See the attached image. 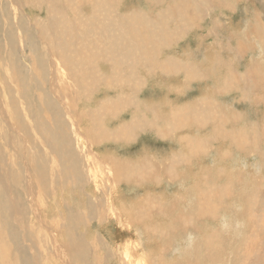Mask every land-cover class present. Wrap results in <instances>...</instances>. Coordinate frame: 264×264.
<instances>
[{
	"label": "rangeland",
	"instance_id": "1",
	"mask_svg": "<svg viewBox=\"0 0 264 264\" xmlns=\"http://www.w3.org/2000/svg\"><path fill=\"white\" fill-rule=\"evenodd\" d=\"M12 1L0 0V264H120L125 254L137 261L135 239L150 264H264V136L251 132L256 124L264 132V103L252 94L255 86L228 89L217 79L236 69L243 81L251 69L261 85L253 67L259 42L245 51L240 43L253 41L244 31L264 0H18L17 11ZM55 32L76 52L64 50L77 58L79 77L59 97L49 78L53 87L61 79L47 67L58 56L47 45L60 51ZM117 35L128 47L142 46L139 53L120 49ZM212 57L214 65L222 60L221 72ZM22 108L33 122L43 116L52 124L57 113L76 124L64 139L50 135L53 144L65 143L71 162L36 140L45 136L21 119ZM220 115L224 129L244 126L254 142L245 140L243 149L224 136ZM119 163L125 178L113 195L133 224L126 232L101 214L107 196L94 199L95 181L85 171L101 183L106 164Z\"/></svg>",
	"mask_w": 264,
	"mask_h": 264
},
{
	"label": "bare ground",
	"instance_id": "2",
	"mask_svg": "<svg viewBox=\"0 0 264 264\" xmlns=\"http://www.w3.org/2000/svg\"><path fill=\"white\" fill-rule=\"evenodd\" d=\"M76 1H78V0H76ZM180 1V0H179ZM200 1V0H199ZM212 1H214V0H212ZM211 1V2H212ZM219 1V0H218ZM255 1V0H254ZM259 1H263V0H259ZM258 1V2H259ZM13 3V5L15 6V4H16V8H14L16 11H17V9H20L21 8V5H20V3H19V1L17 0V2H16V0L14 1H12ZM73 2V1H72ZM223 2H225V1H219V3L220 4H222ZM248 2V1H247ZM256 2H257V0H256ZM70 3V2H69ZM77 3V2H76ZM75 4V1L72 3V6H75L74 5ZM197 4H199V3H197ZM264 4V3H263ZM255 7V6H254ZM257 8V7H256ZM256 8H254V10L256 11V13H255V15H254V21H253V23L252 22H249V21H247V26L248 27H250V25H251V23L253 24V27L251 28H249V30L246 32V31H244V38L245 39H247V38H252L253 39V41H251V42H249V43H246L245 41V44L244 43H240V48H241V50L242 51H245V49L247 48V47H253V45H255V44H258L257 42H259V44L257 45L258 47H259V56H258V58H255L254 60H256L255 62H253V61H251L250 63H252L253 62V67H254V69H255V71L257 70V74H258V77L260 78L259 79V81H260V84L261 85H258V83H257V81H255V82H253L252 80H254V76H253V71H251V69H250V72H247V73H245V76L244 75H242L245 79L243 80V81H240L239 80V75L241 74V73H234V71L236 70H230L229 72H227V79L224 81L223 80V76H221V77H217V79L220 81V83H221V86H223V85H226V84H228V89L229 88H233L234 87V85L237 87V85H240L241 87H243L245 84H247V85H249V84H251L253 87L255 86L256 87V89L252 92V94L254 93V95H255V97H257V99L258 100H261V102H263L264 103V25H263V17H264V11H263V9H262V11H258ZM17 13V12H16ZM58 14V13H57ZM52 16V15H51ZM56 16V15H55ZM57 17V16H56ZM13 18H15V19H17L18 17L16 16V14H14V17ZM117 23H119V25L121 24V26H123V34H124V36H127L126 34H125V31H127L128 32V30H130L129 29V27H128V25H127V27H124V22H119V21H117ZM127 23V22H126ZM131 23V22H130ZM128 24V23H127ZM64 25V24H63ZM18 26V25H17ZM84 26H85V24H84ZM130 26V25H129ZM52 27V26H51ZM84 28V27H83ZM112 28V27H111ZM116 28V27H115ZM231 28V27H230ZM63 31V30H62ZM134 31V30H133ZM236 31V30H235ZM65 32V31H64ZM82 32V31H81ZM80 32V33H81ZM234 32V31H233ZM46 33H48L47 35H48V37H49V39L51 40V41H54L53 40V38H52V35L51 34H53L52 32H50V31H48V32H46ZM55 33H57V35L59 36V40H60V42H57L56 41V38L54 37V39H55V42L59 45V47H60V51H58L57 49L55 50V52H53L52 51V49H51V47H50V45H47V50H48V52H49V54L50 55H54V54H57L58 56H54V57H51L50 56V61L48 62V65H47V67H48V69H49V74L50 75H54V74H58V77L61 79V81H60V83H58L57 84V87H53L52 85H53V80H52V78L50 77L49 78V86H50V90H51V92L55 95V97H59L58 95H62V94H58V93H60L61 91H66L67 90V92H70V86H72L73 84H72V82L71 81H73V80H76V79H79V77H78V75H76V73H77V68H78V66H77V68H76V64H77V58H75L74 56H72V55H70L68 52H65L64 50L66 49V48H69V49H71V50H73L71 47H70V41H68V42H65V40H63L61 37H60V35L62 34V33H60V32H55ZM66 34H67V31L65 32ZM78 33H79V31H78ZM79 33V34H80ZM238 33V32H237ZM122 34V33H121ZM120 34V35H121ZM128 34H130V32H128ZM40 35H41V32H40ZM120 35H117V36H114L113 38L115 39V42H116V39L118 38V37H120ZM131 35V34H130ZM235 35V34H234ZM62 37H64L65 38V36H63V35H61ZM102 36H104V35H102ZM20 37H23L24 38V34H23V32H22V35L20 36ZM67 37H68V34H67ZM104 38L105 37H103V39L102 40H104ZM110 38V37H109ZM121 38V37H120ZM120 38H118V41H119V43L117 44V46L121 49V48H123V47H127L128 48V50L129 51H133V49H137V53H139V49H141L142 48V46H140V45H137L136 46V44L135 45H133L132 47H128L127 46V44L125 43V41H126V39H125V41L124 40H122V39H120ZM27 39V38H26ZM67 40H68V38H66ZM81 39H82V37H81ZM100 39H101V37H100ZM106 39V38H105ZM66 40V41H67ZM128 40V39H127ZM251 40V39H250ZM73 41V40H72ZM76 42V41H75ZM128 42V41H127ZM132 42V41H131ZM129 44V43H128ZM75 45V44H74ZM77 45L79 46V42H78V40H77ZM97 45V44H96ZM104 46V45H103ZM130 46V45H129ZM102 47V46H101ZM101 47H99L98 46V48L100 49ZM212 47V46H211ZM109 48V47H108ZM98 49V50H99ZM102 49V48H101ZM115 49V48H114ZM114 49H113V53H112V55L115 57V58H119V60L123 57V56H121V55H116L115 53H114ZM79 50H80V46H79ZM79 50H78V53H79ZM74 51V50H73ZM83 51H84V49H83ZM95 51V50H94ZM75 52V51H74ZM109 52V51H108ZM76 53V52H75ZM86 53V52H85ZM122 53V52H121ZM132 53V52H131ZM216 53V52H215ZM234 55H236V56H239L240 55V52H236L235 50H234ZM81 54V53H80ZM93 54V53H92ZM105 54V53H104ZM134 54V53H133ZM136 54V53H135ZM134 54V55H135ZM213 54V53H212ZM87 55V54H86ZM140 54H138L137 55V58H138V56H139ZM144 55V54H143ZM83 56V55H82ZM214 56V55H213ZM84 57V56H83ZM82 57V58H83ZM145 57V56H144ZM81 58V59H82ZM125 59H126V57H124ZM88 59V58H87ZM128 59V58H127ZM207 59V58H206ZM210 59V58H209ZM215 59H216V57H212V59H211V63H212V66H214L215 68L214 69H216V70H221L222 68H223V62H222V60H218V64H216V65H214V61H215ZM122 60V59H121ZM120 60V61H121ZM82 61H83V59H82ZM115 62H116V60H114ZM118 61V60H117ZM127 60H125V62H126ZM132 61V60H131ZM208 61V60H207ZM122 62V61H121ZM120 62V63H121ZM128 62V61H127ZM126 62V63H127ZM7 64V63H6ZM123 64V63H122ZM130 65V64H129ZM90 66V65H89ZM130 67V66H129ZM192 68V67H191ZM67 69H69V70H71L70 72H71V76H70V73L68 72V70ZM91 69H92V67H91ZM193 69V68H192ZM191 69V70H192ZM194 69H195V67H194ZM7 70V69H6ZM205 71V70H204ZM210 71V70H209ZM10 72V71H9ZM221 72V71H220ZM219 72V73H220ZM195 73V72H194ZM232 73H234V74H232ZM215 76V75H214ZM74 77H77L76 79H74ZM257 78V77H256ZM8 80H10V81H12V79H11V77L9 78L8 77ZM82 80V79H81ZM249 80H250V82H249ZM21 81V80H20ZM228 81V82H227ZM75 82H77V80L75 81ZM79 82V81H78ZM77 82V83H78ZM82 83H85V82H82ZM245 83V84H244ZM10 85V84H9ZM135 85V84H134ZM12 86V85H11ZM10 86V87H11ZM81 86H83L82 84H81ZM10 87H9V89H10ZM133 87V86H132ZM16 89V88H15ZM11 90V89H10ZM23 90V89H22ZM21 91V90H20ZM23 92V91H22ZM16 93H17V90H16ZM20 93V92H19ZM24 93V92H23ZM22 93V95L24 96V94ZM18 95V94H17ZM19 96H21V95H19ZM51 96V95H50ZM22 97V96H21ZM10 98V97H9ZM17 99V98H16ZM60 103L61 104H63V106H64V108H65V113H70V105L68 104V96H66V95H63L62 96V98H60ZM121 101V100H120ZM19 102H20V100H19ZM49 102V101H48ZM48 102H45V103H48ZM52 102V101H51ZM119 102V101H118ZM209 102H211V103H216L215 101H214V99H210L209 100ZM2 102H0V106H2V104H1ZM21 104H22V100H21V102H20ZM53 104H54V102H53ZM52 103L50 104V105H53ZM120 104V103H119ZM18 105H19V103H18ZM114 105V107H115V104H113ZM20 106V105H19ZM18 106V107H19ZM55 106V105H54ZM56 106H58V104L56 105ZM111 106H112V104H111ZM122 106V105H121ZM50 107V106H49ZM114 107H112L113 109H114ZM54 108V107H53ZM57 108V107H56ZM58 108H59V106H58ZM116 108V107H115ZM1 110V112H2V115L5 117V113H4V111L2 110V108H0ZM51 109V108H50ZM60 110H61V108H60ZM112 110V109H111ZM214 110H216V109H214L213 107L211 108V111H214ZM21 111V110H20ZM52 111V110H51ZM6 112V111H5ZM21 112H23L22 114H20V116H21V119L23 120V121H26V122H33L30 118H28V114H27V112H26V108H22V111ZM44 112H46V111H44ZM53 112V111H52ZM101 112V111H100ZM55 113V112H54ZM54 113H53V115H54ZM72 113V112H71ZM227 113V112H226ZM44 114V113H43ZM63 114V113H62ZM102 114V113H101ZM230 114V113H229ZM36 115H38V116H41V115H39L38 113L36 114ZM48 115V114H47ZM66 115V114H65ZM64 115V116H65ZM100 115V114H99ZM228 115V114H227ZM72 116V115H71ZM231 116V115H230ZM234 116V115H233ZM43 117V116H42ZM39 118L38 119V121L37 122H33V125H36V124H38L39 125V131L40 132H42L43 134H44V136H45V141H43L44 139H41L40 137H39V134L40 133H38L37 135H35L36 136V140H39V143H41L42 144V146L43 147H47L49 144L52 146L51 148H53V150H55V152H56V154L58 155V154H60V155H66V157L68 156V159H64V161L65 162H71V160H72V157H71V155H70V153H69V151L67 150V149H65V143L63 144V142L62 143H57V140H56V144H53L52 143V140H51V138H50V135H51V133L53 134V136H55V138H56V135H57V139L58 140H61L62 138H63V132H65V128H67V127H71V129H72V131L74 130V132H76V131H78V128L76 127V124L74 123V122H72V124H70V126H68V124H69V120L67 119V118H63V116H59L57 113H55V115H54V117H53V123L51 124V123H49L48 121H45V120H43V118ZM73 117H74V113H73ZM220 117V121H219V124L220 125H223V134H224V136H227V135H229V137H230V139L232 140V141H234L235 143H239L240 144V146L242 145V144H244V142L246 143V141L245 140H248V138H247V136L249 135V134H247V129L246 128H243L244 126H239V128L236 126L235 128L234 127H231L230 126V130H226V129H224V125H226L227 124V117L226 116H224V115H220L219 116ZM36 118V117H35ZM45 118V117H44ZM75 119V118H74ZM234 119H235V117H234ZM41 120H43L42 122H41ZM52 120V119H51ZM229 120V119H228ZM169 121V120H168ZM215 121V120H214ZM212 122V121H211ZM217 122V121H216ZM231 123V122H230ZM32 124V123H31ZM79 124V123H78ZM232 124V123H231ZM237 124V123H236ZM29 125V124H28ZM174 125V124H173ZM230 125V124H229ZM258 124H256V125H254V127H252V133H254V136L256 137V136H258L257 135V133H259V134H261L262 136H264V132L262 133V132H260V130L256 127ZM8 126L11 128L13 125H11V122H10V120H9V117H8ZM29 126H31V125H29ZM130 127V126H129ZM212 127V126H211ZM217 128V127H216ZM221 128V127H220ZM220 128H217V129H219L220 130ZM54 129V130H53ZM32 130L34 131V129L32 128ZM55 130H57L58 132L55 134V133H53ZM243 130H244V132H243ZM31 130L29 129V132H30ZM50 131V132H49ZM81 131V130H80ZM215 131V130H214ZM222 131V130H221ZM35 132H37V131H35ZM250 132V131H249ZM31 133H32V131H31ZM41 133V134H42ZM123 133H125V132H123ZM244 133H246V136H245V134ZM43 134H42V136H43ZM72 134V133H71ZM114 134V133H113ZM211 134V133H210ZM87 135V134H86ZM212 135V134H211ZM261 135H259V136H261ZM67 136H68V134H67ZM258 136V137H259ZM261 136V137H262ZM29 137H31L30 135H29ZM33 137V136H32ZM32 137L30 138V139H32ZM75 137V136H74ZM83 137H84V135H83ZM214 137H216V136H214ZM257 137V138H258ZM65 138V137H64ZM63 138V139H64ZM67 138V137H66ZM85 138V137H84ZM254 138V137H253ZM264 138V137H263ZM23 139V138H22ZM29 139V140H30ZM67 139H69V137L67 138ZM80 139V138H79ZM258 139H260V138H258ZM253 139H251V140H248V143H251V142H254V141H252ZM257 140V139H256ZM261 140V139H260ZM210 141H211V139H210ZM251 141V142H250ZM94 142V141H93ZM258 142V141H257ZM29 143V142H28ZM256 143V142H255ZM262 143V142H261ZM84 144V143H83ZM256 144H258V143H256ZM232 145V144H231ZM259 145V144H258ZM73 147V146H72ZM89 147H91V146H89ZM242 147H243V145H242ZM241 147V148H242ZM255 147V146H254ZM260 147V146H259ZM50 148V149H51ZM77 148H79V147H77ZM251 148V147H250ZM81 149V148H80ZM89 149V148H88ZM243 149H244V147H243ZM257 150H258V147L256 148ZM84 151H85V149H84ZM78 152V151H77ZM257 152V151H256ZM45 153V152H44ZM42 154V153H41ZM82 154H83V152H82ZM85 154H87V153H85ZM227 154H229V153H227ZM226 154V155H227ZM47 155V154H46ZM53 156V155H52ZM86 156V155H85ZM84 156V157H85ZM88 156L89 155H87L86 156V159L88 158ZM90 156H92L91 154H90ZM96 156V155H95ZM229 156V155H228ZM54 157V156H53ZM93 157V156H92ZM95 158V157H94ZM51 159V158H50ZM89 159V158H88ZM87 159V160H88ZM261 159H262V157H261ZM80 160L81 161H85V158H84V160L83 159H81V157H80ZM94 160V159H93ZM75 161V160H74ZM102 160H100V162H101ZM86 162H88V161H85V165H86ZM93 161L91 160V163H92ZM75 163V162H74ZM73 163V165H75ZM77 163H79L78 161H77ZM97 163V162H96ZM106 163V162H105ZM84 164V163H83ZM82 164V165H83ZM100 165V164H99ZM102 165V164H101ZM100 165V166H101ZM86 166H89V164L88 165H86ZM86 166H84V167H86ZM104 166V165H103ZM53 167V166H52ZM76 167H77V169H78V166L76 165ZM75 167V168H76ZM71 168H72V170H73V166L71 165ZM83 168V167H82ZM82 168H81V174H83V171H82ZM96 168V167H95ZM95 168H94V170H95ZM0 169H2V166H1V163H0ZM121 169H123V167H122V165H121V163H119V165H115V164H112L111 166L108 164H106V166L102 169L103 170V173H102V177H101V183H96V177L94 176V173L92 172V170L91 169H89L88 167H87V170H85L87 173H88V175L90 176L89 178H91L92 180H94L95 181V190L94 191H91L92 192V195L94 196V199H96V197H98L99 195H106L107 196V198H106V200H105V202L103 203V208H102V210H101V214H103V215H105V216H110V217H112V218H114L115 219V221H116V223H117V225H119V227H122L123 228V230L126 232V231H129L130 230V228H131V226L133 225L132 224V222L127 218V216L125 215V212L124 213H121V211L118 209V208H116V205H117V202L115 201V197H114V195H113V192L115 191V189H116V187L118 186V183L120 182V181H123L124 180V178H125V176H123V172L121 171ZM172 170V169H171ZM102 172V171H101ZM262 172V171H261ZM115 173V174H114ZM101 175V174H100ZM120 175L122 176L121 178H120ZM2 177V176H1ZM1 177H0V180H1ZM260 179V178H259ZM103 181V182H102ZM257 184V183H256ZM245 186H248V184H245ZM245 186H243V188L245 187ZM245 189H246V187H245ZM251 189V188H250ZM109 192H108V191ZM256 190V189H255ZM244 192H246V191H244ZM259 194V193H258ZM249 195V194H248ZM5 196L6 197H8V206H9V211H10V214L13 216V213H15L16 211H14L15 210V207H14V204H13V201H12V199L10 198L11 197V195H10V197H9V195L7 194V193H5ZM18 196V195H17ZM103 197V196H102ZM251 197V196H250ZM254 197V196H253ZM5 201V200H4ZM15 201V200H14ZM257 204V203H256ZM115 205V206H114ZM105 206V207H104ZM118 206V205H117ZM261 206V205H260ZM38 212V211H37ZM36 214V213H35ZM37 215V214H36ZM130 215L131 216H133L131 213H130ZM255 215V214H254ZM257 215V214H256ZM261 216V215H260ZM260 216H257L258 218H261ZM257 217L255 218V219H257ZM36 219V218H35ZM15 220H18V217H16L15 218ZM20 220V219H19ZM18 220V221H19ZM40 223H42V222H40ZM240 223V222H239ZM43 224V223H42ZM45 224V223H44ZM43 224V225H44ZM233 224V223H232ZM45 226V225H44ZM47 227V226H46ZM46 229V231L48 232V234L51 236V238H52V241H53V243L52 244H54L55 245V241H56V239H55V235H53V233L51 232V230L49 229V228H45ZM11 231V230H10ZM60 233V232H59ZM61 237V236H60ZM59 237V238H60ZM66 239V238H65ZM134 239V238H133ZM260 240V239H259ZM264 240V239H263ZM262 240V241H263ZM49 241H50V239H49ZM261 241V240H260ZM62 242V241H61ZM69 243V242H68ZM51 244V245H52ZM61 244V243H60ZM120 244V243H119ZM118 244V245H119ZM125 245H127V247H128V249H129V242H127V243H124ZM73 245H74V243H72L71 242V245H69V248H71V249H73ZM67 246V245H66ZM132 248H133V251H135L136 252V257H137V261L135 260H132L130 257H129V255L128 254H125V256H122L121 257V262H120V264H150L149 263V261H148V257L146 258L145 257V255L143 256V254H141V252H140V250L137 248V243H136V239H135V242L133 243V245H130ZM68 247V246H67ZM66 247V248H67ZM257 247V246H256ZM68 248V249H69ZM260 248V247H259ZM64 249V248H63ZM62 249V250H63ZM75 249V248H74ZM82 251V250H81ZM66 252H67V250H66ZM255 252H258V251H255ZM260 253V252H259ZM60 254V253H59ZM64 254V253H63ZM62 254V255H63ZM66 254V253H65ZM77 254V253H76ZM118 254V253H117ZM130 254V253H129ZM61 255V254H60ZM255 255V257H256V254L254 253L253 254V256ZM260 255H262L261 253H260ZM66 256V255H65ZM147 256V255H146ZM67 257V256H66ZM66 259V258H65ZM65 263V262H64ZM68 263V262H67Z\"/></svg>",
	"mask_w": 264,
	"mask_h": 264
}]
</instances>
